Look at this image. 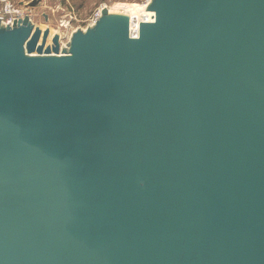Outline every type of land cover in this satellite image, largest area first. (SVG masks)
I'll return each mask as SVG.
<instances>
[{
  "label": "water",
  "instance_id": "obj_1",
  "mask_svg": "<svg viewBox=\"0 0 264 264\" xmlns=\"http://www.w3.org/2000/svg\"><path fill=\"white\" fill-rule=\"evenodd\" d=\"M49 35L0 20V264H264V0Z\"/></svg>",
  "mask_w": 264,
  "mask_h": 264
},
{
  "label": "rangeland",
  "instance_id": "obj_2",
  "mask_svg": "<svg viewBox=\"0 0 264 264\" xmlns=\"http://www.w3.org/2000/svg\"><path fill=\"white\" fill-rule=\"evenodd\" d=\"M32 1L0 0V16H3L5 21L18 16H29L35 28L42 31L48 29L53 35H59L61 50L64 52L68 51L72 34L93 26L103 8L110 14L127 15L136 22L151 2V0H40L37 6L28 7Z\"/></svg>",
  "mask_w": 264,
  "mask_h": 264
},
{
  "label": "bare ground",
  "instance_id": "obj_3",
  "mask_svg": "<svg viewBox=\"0 0 264 264\" xmlns=\"http://www.w3.org/2000/svg\"><path fill=\"white\" fill-rule=\"evenodd\" d=\"M145 14H146V9H145V11L143 12V14L139 17V19L136 22H134V20L131 19L132 22H133V25L138 24V22H140L143 19V17L145 16ZM52 35H53L52 32H50L49 39H48V44H49V41H50Z\"/></svg>",
  "mask_w": 264,
  "mask_h": 264
},
{
  "label": "built area",
  "instance_id": "obj_4",
  "mask_svg": "<svg viewBox=\"0 0 264 264\" xmlns=\"http://www.w3.org/2000/svg\"><path fill=\"white\" fill-rule=\"evenodd\" d=\"M18 18H21V16L14 17V18L11 19V20L5 21L4 18H3V16H0V20H1V23H2L3 25H11L12 21H13L14 19H18Z\"/></svg>",
  "mask_w": 264,
  "mask_h": 264
}]
</instances>
